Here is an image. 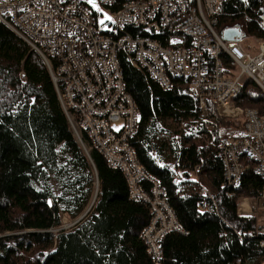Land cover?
<instances>
[{
    "label": "trees",
    "instance_id": "obj_1",
    "mask_svg": "<svg viewBox=\"0 0 264 264\" xmlns=\"http://www.w3.org/2000/svg\"><path fill=\"white\" fill-rule=\"evenodd\" d=\"M263 18L264 0H227L217 30H240L241 43L264 38ZM120 65L140 115L130 145L141 185L161 186L179 229L163 238L161 260L141 239L148 206L129 199L123 174L96 149L85 155L43 60L0 22V264H263L254 220L237 212L238 199L256 198L262 181L248 167L238 188L226 185L218 156L220 140L237 137L243 121L214 104L202 116L184 79L164 90L126 59ZM232 104L264 115V95L248 78ZM197 178L216 212L199 209ZM62 216L83 218L61 229Z\"/></svg>",
    "mask_w": 264,
    "mask_h": 264
},
{
    "label": "built area",
    "instance_id": "obj_2",
    "mask_svg": "<svg viewBox=\"0 0 264 264\" xmlns=\"http://www.w3.org/2000/svg\"><path fill=\"white\" fill-rule=\"evenodd\" d=\"M226 1L0 0V22L43 60L85 155L96 149L123 174L129 199L148 206L141 239L154 262L162 258L163 238L179 229L161 186L141 185L146 176L130 145L140 115L126 90L121 58L164 90L174 79L186 80L202 116L214 104L220 116L243 121L237 137L220 140L218 156L226 185L238 188L248 167L262 181L256 198L237 202V212L254 220L264 249V115L232 104L246 78L264 95V38H253V50L225 41L217 16ZM197 180L199 209L216 212L209 185Z\"/></svg>",
    "mask_w": 264,
    "mask_h": 264
},
{
    "label": "rangeland",
    "instance_id": "obj_3",
    "mask_svg": "<svg viewBox=\"0 0 264 264\" xmlns=\"http://www.w3.org/2000/svg\"><path fill=\"white\" fill-rule=\"evenodd\" d=\"M243 46H245L247 49L249 50H253L256 48V40L254 39H247V40H244V43L242 44ZM241 48L245 49L244 47L241 46ZM119 125H115L114 128H118ZM242 198L244 197H241L238 199V201H240ZM251 200V199H250ZM254 204V202L250 203V205L252 206ZM85 215V214H84ZM83 215V216H84ZM83 216H81L83 218ZM80 217V218H81ZM81 218V219H82ZM80 219V220H81ZM79 221V218L77 220H70L68 217L66 216H62V226H61V229H70L73 225H75L77 222ZM56 232V231H55Z\"/></svg>",
    "mask_w": 264,
    "mask_h": 264
},
{
    "label": "water",
    "instance_id": "obj_4",
    "mask_svg": "<svg viewBox=\"0 0 264 264\" xmlns=\"http://www.w3.org/2000/svg\"><path fill=\"white\" fill-rule=\"evenodd\" d=\"M263 20H264V18H263ZM222 36H223V39L225 41H228V42H236V43H238L242 39L241 31L238 30V29H234V28L224 31L222 33ZM81 218H79V220Z\"/></svg>",
    "mask_w": 264,
    "mask_h": 264
},
{
    "label": "snow or ice",
    "instance_id": "obj_5",
    "mask_svg": "<svg viewBox=\"0 0 264 264\" xmlns=\"http://www.w3.org/2000/svg\"><path fill=\"white\" fill-rule=\"evenodd\" d=\"M90 2H92V0H90Z\"/></svg>",
    "mask_w": 264,
    "mask_h": 264
}]
</instances>
